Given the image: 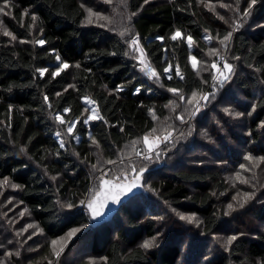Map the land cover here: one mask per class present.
<instances>
[{
  "label": "trees",
  "instance_id": "1",
  "mask_svg": "<svg viewBox=\"0 0 264 264\" xmlns=\"http://www.w3.org/2000/svg\"><path fill=\"white\" fill-rule=\"evenodd\" d=\"M3 1L9 3L0 22V234L9 240L11 264H55L58 258L64 264L50 244L31 252L14 232L22 208L50 239L79 229L75 243L97 255L96 264H264V0L250 16L225 7L227 19L220 2L209 6L208 0ZM89 9L106 19L94 15L89 23ZM234 14L252 17L254 25L234 21ZM124 17L157 77L140 67ZM177 30L182 35L172 40ZM192 56L211 66L220 58L234 64L229 81L217 87L229 89L228 104L247 111L238 127L226 115L234 110L217 103L220 96L205 105L190 100L180 111L187 96L204 95L213 82L210 71L193 68ZM62 62L69 67L53 77ZM37 69L48 72L41 76ZM85 99L103 119H89ZM198 104L207 106L198 111ZM168 135L157 152L145 151V137ZM91 144L111 161L122 158L124 146L136 150L128 162L98 168ZM208 153L217 165L200 164ZM140 169H151L144 174L148 194L133 196L113 222L92 228L89 212L79 210L90 200L84 197L94 195L104 177L122 180ZM231 174L246 200L241 209L227 205L235 190ZM173 208L201 223L180 220ZM167 230L172 233L158 236ZM232 236L237 239L228 245ZM153 239V247H141Z\"/></svg>",
  "mask_w": 264,
  "mask_h": 264
},
{
  "label": "rangeland",
  "instance_id": "2",
  "mask_svg": "<svg viewBox=\"0 0 264 264\" xmlns=\"http://www.w3.org/2000/svg\"><path fill=\"white\" fill-rule=\"evenodd\" d=\"M237 1H239V3H240L239 6H237L235 4L234 0H224V2L218 1V0H212V1L208 0L207 1L208 2L207 5L212 6V5H215L218 2H220L219 11L222 10L220 13L225 16L223 19H227V16L225 15V13H223V9L225 7H229L230 8L231 6H233V7H235V10L234 11L238 12L239 14H240V11L242 9L249 10L250 0H237ZM260 1L261 0H257V3L255 5H257ZM8 3H9L8 1L0 0V8H3V11L0 12V22L1 23L3 22L4 18H6L5 17V15H6L5 12H6V8H7L6 5ZM247 16H250V14L247 15ZM231 18L234 21L237 20V21H239L240 23H242L244 25H254V20H253L252 17H245V16H240V15L234 14L233 17H231ZM5 22H6V20H5ZM91 22H94V21H91ZM122 22L124 24V29L123 30L126 31L127 37L128 38L130 37L129 40L132 41V39H137L138 40V46H139L140 49H142V45H141L140 39L131 30V26L128 24L127 18L124 17L123 20H122ZM261 25L264 27V20H263V23H261ZM34 26H35V24L32 25V30L34 29ZM130 47L132 48V50H134V46H132L131 43H130ZM136 52L137 51H135V53ZM142 53L143 54H141V53L139 54V57L140 58H138V59H139V62L141 60L144 61L145 66L148 68L147 71H146V73L149 75L150 71L151 70H154V68L151 66V64H150L149 60L147 59L146 55L144 54L143 50H142ZM197 61H198L197 66L199 67V70L202 72L203 75H206V72L207 71H210V73L212 74V77H213V79H212V81H213L212 82V85H210V87H209L210 88L209 89V92L204 93V95L187 96L186 99H185V101H183V104H182V106L180 108V111L186 110L188 104L190 103V100L191 101L200 100L202 103L204 102V105H205L211 99H214L217 96H220L221 98L217 100V103H219L220 106H222L223 109H225V110H228V109L234 110L233 112L226 113V115H227V117L232 118V120L234 121V124L236 125V127H238L240 124L243 123V119L245 120V118L247 117V114H246L247 111H242V108H238V107L233 106L232 104H228L227 101L229 100L228 99L229 89L220 90L217 87L219 85H223L224 82L226 83V82L229 81V78H230L231 72L233 70L234 64L232 65V63H230L228 61L230 63V65L232 66L231 72H228V71L224 70V68H223V65L225 63H228L223 58H220V59H218V60L215 61L216 68H213L208 63V59H206V58L197 59ZM144 64H142L140 62V67H142V68L145 69ZM237 66H239V64H236V67ZM221 72L224 73V76H227L228 77L227 80H224V77L220 75ZM214 77H215V79H214ZM180 96L181 97H184V94H181ZM204 97H207V99H204ZM223 97L225 98L224 100H223ZM242 99H243V97H242ZM86 100L87 99H85V103H86ZM86 104L90 107L89 108V114L88 115L89 116H93V113H92L91 109H93V108L95 109L94 105L93 104H89V103H86ZM206 106L200 107V104H198L197 109L200 107L199 110H198V111H200V110L204 109ZM96 115L98 116L97 111H96ZM227 117L224 119V121L227 120ZM93 119H96V118H92L90 120H93ZM219 120H220V123H221L222 122L221 119H219ZM237 132L241 134V132L239 130H237ZM168 138H169V135L166 136V137H152V138H148L147 139V142H145V145L147 146V148H146L145 151H151V152L155 151V152H157V150L161 146V143L164 142L165 140H167ZM189 143H191L192 146H193V144L196 145L193 142H189ZM90 148L95 153V155L98 156L97 157V161H96L97 162V165H98V168L99 167H103L104 164H107V163H110L111 165H114V166H119V164H121V163L128 162V160L131 159V155L136 150V149H134V144H132L131 147L130 146H124V148L120 152L121 155H122V158L121 159H118V160H112L111 161V159H109L108 157H106L103 153L99 152V149H96L93 144H91ZM218 148L219 147H216V150H218ZM188 157H189L188 158L189 161H190V159H193V156H191V155H188ZM191 163L192 162H190V164ZM206 163H210L212 165H217L218 164L217 161H216V159H215V156L212 155V154H209V153L200 160V164L202 166H204ZM164 165H165V161H163L162 163H159L158 164V167L161 168ZM104 171L102 173H100V175H97V178H101L102 176H105L104 175V173H105ZM230 176H231L232 181L233 180L235 181V184L233 185V186H235V190L232 193V200H231V202L227 203V205H229V204L233 205V209L234 210L235 209H241V207L239 205L242 204L246 200L244 199V196L240 193V191H242V190L240 189V187H239V185H238V183L236 181L237 180V177L234 178V174H231ZM130 178H133V176H130ZM143 178H145L144 174H143ZM99 189H100V183H98V190ZM229 193H230V191H229ZM94 195H91V194L88 195L87 194L86 197H84V198H90V200H91ZM69 202L71 204V207H68ZM65 205L68 208H71V209L74 208V205L72 204L71 201H66ZM157 205H158V202H157ZM82 209L86 210L84 207H79V210H82ZM170 210L173 213L175 212V215L179 219H180V216L183 215V216H187V217H192L191 222L194 223L196 226H199V224L201 223V220H200L199 216H196L194 214H187V213L179 212V211H177V208H173V209H170ZM116 215H114L108 222H111ZM30 218H31L30 217V213L26 209H23V208H22V210L20 209V215L16 219V221L18 222V224H17L16 228L14 229V232L15 233H17L19 236L20 235H23L26 238V240L28 241V247H27L28 249H32L33 246H35V245H37V247H39L42 243H48V244H50L52 246L53 250L55 248V252L58 251L62 255L61 258L63 257L64 264H69L72 261H74L75 264L80 263V261L85 262L84 264H96V263H98L97 255L86 253L84 246H80V245H78V244L75 243L76 242L75 241V238H77V237L72 236L71 238H68V235H63V236H60V237H58L56 239H50L48 236L45 235L44 231L42 230V228L39 227L38 223L35 220H32ZM179 219H177L176 221H179ZM180 220H182V219H180ZM182 221H188V220H182ZM106 223H107V221H106ZM184 224L188 225V223H186V222ZM29 225H33V227H29ZM86 226L89 227L90 224H88ZM0 232H3V231L0 230ZM163 233H172V231L171 230L162 231L161 233L158 234V236H160ZM53 241H56L57 242L56 245H53V243H52ZM7 242H9V240H6L5 239V242H4L3 235L0 234V247L2 248V246L5 245ZM75 244L77 245V247H75V250H73L70 253L71 245H74L75 246ZM4 248H6V249H4ZM2 249H4V252L5 253H3V255L0 257V264H11V262H10V259H11L10 256H11V254L10 253H12L13 251L9 247H7V246L6 247H3ZM31 252H34L33 249L31 250ZM80 255L82 257L79 259ZM84 255H85V258H83ZM21 258H23V257L21 256ZM58 259H60V258H58ZM58 259H54L55 262H56L55 264H59V260ZM54 260H52V261H54Z\"/></svg>",
  "mask_w": 264,
  "mask_h": 264
},
{
  "label": "snow or ice",
  "instance_id": "3",
  "mask_svg": "<svg viewBox=\"0 0 264 264\" xmlns=\"http://www.w3.org/2000/svg\"><path fill=\"white\" fill-rule=\"evenodd\" d=\"M105 2H108V0H105ZM145 2H147V0H145ZM256 3H257V0H250L249 10H245L244 15H249V14H250V8H251L252 6H254ZM6 6H7V5H6ZM2 11H3V8H0V12H2ZM94 15L97 16V18H99V19H106L105 17L99 16V14H97V13H93V12L89 9V10H88V16H89V20H88V22H89V23H91V17L94 16ZM32 18H33V20H35V16H33ZM4 35H6V36H10L11 33L8 32L7 30H4ZM121 35H123V33H121ZM181 35H182L181 32H180L179 30H177V31L172 35L171 39H172V40H176V39L180 38ZM230 37H231V33H229L227 36H225V37H224V40L226 41V40L230 39ZM207 38H208V39H211V37H207ZM13 39H15V37H13ZM158 39L163 40L162 37H159ZM187 42H188V44H189V47H191L192 44H193V39H192V37H190V36L187 37ZM223 42H224V41H221V43H223ZM37 43L43 45V44H44V41H43V40H40V41H38ZM131 45L134 46V50H135V51L140 52L141 54H143V53H142V49H140L139 46H138V40H137V39H132V41H131ZM59 59H60V58L57 56V60H59ZM140 62H141L142 64L144 63L143 60H141ZM191 62H192V66H193V68H195V67L197 66V63H198V61H197V59H196L195 56H192V57H191ZM68 67H69L68 64L62 62L61 65H60V67H58L56 71L52 72L51 75H52L53 77H55V76L59 75L63 70L67 69ZM77 67H79V65H77ZM212 67H213V68H216V65L213 64ZM223 68H224V70H226V71H228V72H231L232 66H231L230 64H228V63H225V64L223 65ZM170 69H171V66H169V68H165V69H164L165 73L169 72ZM37 71L40 73L41 76H43L45 73L48 72V69H37ZM176 75H177V76H180V71H179V67H178V66H177V68H176ZM220 75L224 77V80H227V79H228L227 76H224V73H223V72H221ZM149 76H150V78H152V77H157V73L155 72V70H151L150 73H149ZM169 78H171V77H169ZM182 78H183V77H181V79H182ZM214 79H215V77H214ZM119 90H120V89H118V91H119ZM137 91H139V90H137ZM169 91L176 92V89H169ZM45 99H47V97H45ZM181 99H183V97H181ZM204 99H207V97H204ZM86 103L92 104V103H94V102L91 101V100H86ZM65 111L67 112L68 109H65ZM86 111H87V110H86ZM91 111H92V113H93V116H90L89 119H92V118L103 119L102 117H98V116L96 115V110H95L94 108L91 109ZM57 120H58V122H59L60 124H65V121H64V119H63L62 117L57 116ZM75 123H76V122L73 121L72 123H70V124L68 125V127H67V133H68L69 135H72V134H73V131H74V128H75ZM85 123H87V120L85 121ZM153 131H155V130H153ZM59 135H60V133H57V136H59ZM145 142H147V137H145ZM60 146L63 147V146H64L63 143H61ZM148 158H149V157H147V156L144 157V159H148ZM248 159H252V158H251V157H248ZM143 171H144V169H140V172H141V173H142ZM137 179H139V175L137 176ZM7 183H8L7 180H4V181H3V184H7ZM104 183H105V184H109V183H111V181H104ZM12 187H17V186H16V185H12ZM127 187H128V191H131V188L136 187V185H135V183H133V184L127 186ZM122 190H123V189H122ZM248 198H250V197H247L246 199H248ZM118 199H119V195L115 196V197L113 198V203L118 202ZM245 202H246V201H245ZM103 206H104V205H101V207H103ZM68 207H71V205H68ZM240 207H243V204H241ZM228 208H229V210H234V209H233V205H231V204L228 205ZM93 212H94V218H95V216H99V215L101 214L100 211H99L98 209H95V208L93 209ZM225 214L227 215V213H225ZM180 219H182V220H188L189 222H191L192 217H187V216H183V215H181V216H180ZM29 227H33V225H29ZM78 231H79V229H73L72 231H70V232L67 234V235H68V238H71L72 236H74V235L76 234V232H78ZM236 239H237L236 236H232V237L227 241V244H228V245H231L232 242L235 241ZM52 243H53V245H56L57 242H56V241H53ZM153 246H154V239H153V240L145 241V242L141 245V247H143V248H145V249L151 248V247H153ZM61 250H62V249H61ZM54 251H55V248H54ZM55 254H56L57 257H58L60 253L57 251V252H55Z\"/></svg>",
  "mask_w": 264,
  "mask_h": 264
},
{
  "label": "water",
  "instance_id": "4",
  "mask_svg": "<svg viewBox=\"0 0 264 264\" xmlns=\"http://www.w3.org/2000/svg\"><path fill=\"white\" fill-rule=\"evenodd\" d=\"M150 170L151 169H144L142 173L139 171L133 178H130L129 175L125 174L122 180L104 177L100 182V189L95 193L93 198L81 203L79 206L84 207L89 212L92 219L91 227L96 228L103 223H106V221L108 222L133 196L138 194H148V189H146L144 184L143 174H146ZM138 175L139 179H137ZM104 181H111V183L105 184ZM133 183H135L136 187H133L131 188V191H128L127 186ZM117 195H119L118 202L113 203V198ZM101 205L104 206L101 207ZM94 208L98 209L101 213L99 216H95V218L93 212Z\"/></svg>",
  "mask_w": 264,
  "mask_h": 264
}]
</instances>
